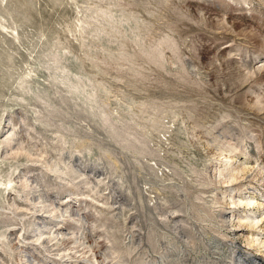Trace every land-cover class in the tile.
<instances>
[{
	"label": "rangeland",
	"instance_id": "1",
	"mask_svg": "<svg viewBox=\"0 0 264 264\" xmlns=\"http://www.w3.org/2000/svg\"><path fill=\"white\" fill-rule=\"evenodd\" d=\"M263 240L264 0H0V264H264Z\"/></svg>",
	"mask_w": 264,
	"mask_h": 264
},
{
	"label": "bare ground",
	"instance_id": "2",
	"mask_svg": "<svg viewBox=\"0 0 264 264\" xmlns=\"http://www.w3.org/2000/svg\"><path fill=\"white\" fill-rule=\"evenodd\" d=\"M247 167L246 166H242V167H236V170H238V172H245L247 169H246ZM233 170V169H232ZM237 176L235 175V174H232L231 175V180L230 181H233V180H235V178H236ZM245 200V201H244ZM244 200H242V201H240V203L241 204H245V205H247L248 207H251V206H253L255 203H254V198L253 197H249L248 199H244ZM39 223V222H38ZM258 223H259V221H257V222H253L252 223V227H256L257 225H258ZM44 226H46V225H37V229L38 228H40V227H44ZM260 227V226H259ZM52 231V230H51ZM45 232H41L40 231V233H35V235L33 236L34 238H35V240L36 241H38V242H41V244L43 245L44 243H48V242H50V240L53 238V235L55 234V232L54 231H52V232H48L49 233V236H52V238H49V240L48 239H46V237H48V236H45V234H44ZM61 236H63V235H61ZM71 242H73V240H71ZM252 243V242H251ZM251 243L249 242V244L251 245ZM262 245V246H264V240L263 241H261L260 243H259V245ZM47 245V244H46ZM21 259L24 257V261L22 260V262L24 263V264H38V262H37V259H36V257L34 256V255H32V254H30L29 252H23L22 254H21ZM249 257V256H248ZM59 264H70L69 263V261L68 262H63V263H59ZM248 264H254V263H248ZM256 264H261L260 262H258V263H256Z\"/></svg>",
	"mask_w": 264,
	"mask_h": 264
}]
</instances>
